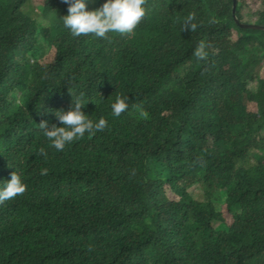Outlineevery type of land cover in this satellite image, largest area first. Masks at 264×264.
Segmentation results:
<instances>
[{
	"label": "trees",
	"instance_id": "obj_1",
	"mask_svg": "<svg viewBox=\"0 0 264 264\" xmlns=\"http://www.w3.org/2000/svg\"><path fill=\"white\" fill-rule=\"evenodd\" d=\"M144 7L74 37L64 0H0V180L26 184L0 202V264H264V31L233 0ZM236 17L264 26V0ZM81 93L107 125L58 152L38 124Z\"/></svg>",
	"mask_w": 264,
	"mask_h": 264
},
{
	"label": "clouds",
	"instance_id": "obj_2",
	"mask_svg": "<svg viewBox=\"0 0 264 264\" xmlns=\"http://www.w3.org/2000/svg\"><path fill=\"white\" fill-rule=\"evenodd\" d=\"M145 2L146 0H103L98 8L89 10L86 0H64L67 14L59 19L74 37L91 34L97 38H108L110 33H131L146 14ZM193 19L194 16L189 13L182 30L186 27L190 31L194 30L196 25L191 23ZM194 55L197 59L204 58L206 53L203 45L194 49ZM88 101L90 100L81 93L75 98L72 96V104L67 110H47L52 112L57 123L49 124V121L41 120L38 126L50 147L58 152L62 151L66 145L80 139L85 133L92 135L106 127L107 120L103 116L93 120L82 110ZM127 101V96L117 95L109 105L111 115L120 116L129 107ZM41 155L46 156L43 149ZM47 172V168L40 169L41 175H46ZM25 191L26 184L15 171L10 173L9 179L0 180V202L19 196Z\"/></svg>",
	"mask_w": 264,
	"mask_h": 264
},
{
	"label": "water",
	"instance_id": "obj_3",
	"mask_svg": "<svg viewBox=\"0 0 264 264\" xmlns=\"http://www.w3.org/2000/svg\"><path fill=\"white\" fill-rule=\"evenodd\" d=\"M237 3H238V0H233V16H234V19H235V22L240 26V27H244V28H251V29H258V30H262L264 31V26H259V25H254V24H250V25H247V24H243V23H240L236 17V8H237Z\"/></svg>",
	"mask_w": 264,
	"mask_h": 264
}]
</instances>
